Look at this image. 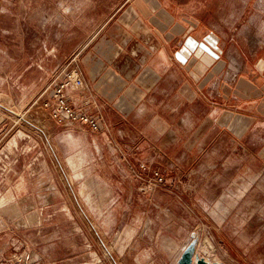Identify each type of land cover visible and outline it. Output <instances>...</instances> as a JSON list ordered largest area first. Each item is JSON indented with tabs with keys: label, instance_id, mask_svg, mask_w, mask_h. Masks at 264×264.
<instances>
[{
	"label": "rangeland",
	"instance_id": "rangeland-1",
	"mask_svg": "<svg viewBox=\"0 0 264 264\" xmlns=\"http://www.w3.org/2000/svg\"><path fill=\"white\" fill-rule=\"evenodd\" d=\"M125 1L0 0V264H176L169 242L153 257L150 233L134 243L144 226L193 231L194 264H264V153L248 154L246 169L237 157L223 168L219 153L199 169L188 159L180 171L148 168L147 154L123 155L113 138L45 109Z\"/></svg>",
	"mask_w": 264,
	"mask_h": 264
},
{
	"label": "crops",
	"instance_id": "crops-1",
	"mask_svg": "<svg viewBox=\"0 0 264 264\" xmlns=\"http://www.w3.org/2000/svg\"><path fill=\"white\" fill-rule=\"evenodd\" d=\"M251 2L126 0L80 51L85 86L71 98L102 117L100 134L123 155L147 154L148 168L180 171L188 159L199 169L219 153L223 168L237 157L246 169L248 154L264 153V0ZM149 233L144 252L169 242L177 261L194 232L144 226L134 243Z\"/></svg>",
	"mask_w": 264,
	"mask_h": 264
},
{
	"label": "built area",
	"instance_id": "built-area-1",
	"mask_svg": "<svg viewBox=\"0 0 264 264\" xmlns=\"http://www.w3.org/2000/svg\"><path fill=\"white\" fill-rule=\"evenodd\" d=\"M85 81L79 69L69 72L64 82L52 90L51 96L44 101L45 109L49 110L51 117L58 124H79L87 127L93 133H99L103 128L102 117L88 113L83 108H77L70 96L71 91L81 90ZM156 185L165 182L160 173H155Z\"/></svg>",
	"mask_w": 264,
	"mask_h": 264
},
{
	"label": "water",
	"instance_id": "water-1",
	"mask_svg": "<svg viewBox=\"0 0 264 264\" xmlns=\"http://www.w3.org/2000/svg\"><path fill=\"white\" fill-rule=\"evenodd\" d=\"M192 241L184 248L176 264H194V258L198 246V237L196 234L191 235Z\"/></svg>",
	"mask_w": 264,
	"mask_h": 264
},
{
	"label": "bare ground",
	"instance_id": "bare-ground-1",
	"mask_svg": "<svg viewBox=\"0 0 264 264\" xmlns=\"http://www.w3.org/2000/svg\"><path fill=\"white\" fill-rule=\"evenodd\" d=\"M203 252H204L205 254L209 255V258H208V259H210V256H211V252H210V250H209V249H204ZM196 264H197V263H196ZM201 264H220V263H218V261H217L216 263H212V262H210L209 260H204V262H201Z\"/></svg>",
	"mask_w": 264,
	"mask_h": 264
}]
</instances>
